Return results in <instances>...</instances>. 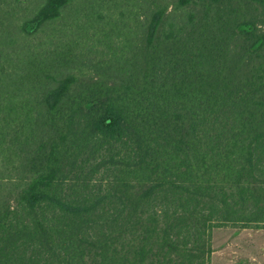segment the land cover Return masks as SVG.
<instances>
[{
	"label": "trees",
	"instance_id": "obj_1",
	"mask_svg": "<svg viewBox=\"0 0 264 264\" xmlns=\"http://www.w3.org/2000/svg\"><path fill=\"white\" fill-rule=\"evenodd\" d=\"M264 229V0H0V264H209Z\"/></svg>",
	"mask_w": 264,
	"mask_h": 264
},
{
	"label": "rangeland",
	"instance_id": "obj_2",
	"mask_svg": "<svg viewBox=\"0 0 264 264\" xmlns=\"http://www.w3.org/2000/svg\"><path fill=\"white\" fill-rule=\"evenodd\" d=\"M209 264H264V229L214 228Z\"/></svg>",
	"mask_w": 264,
	"mask_h": 264
}]
</instances>
